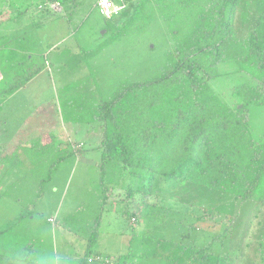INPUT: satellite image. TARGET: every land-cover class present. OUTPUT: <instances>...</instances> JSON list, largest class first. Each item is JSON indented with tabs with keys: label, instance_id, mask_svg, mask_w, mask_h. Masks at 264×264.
I'll return each mask as SVG.
<instances>
[{
	"label": "trees",
	"instance_id": "1",
	"mask_svg": "<svg viewBox=\"0 0 264 264\" xmlns=\"http://www.w3.org/2000/svg\"><path fill=\"white\" fill-rule=\"evenodd\" d=\"M46 2L61 9L78 5V0ZM151 2L175 16L171 49L150 80L124 84L96 107L101 173L111 167L118 178L111 188L103 186L96 218L80 227L85 248L76 264H104L103 259L114 264H264V137L255 139L250 125L251 107L264 113V0H135L107 22L106 31L116 32L115 38L127 33L129 25H116ZM221 66L231 69L222 73ZM30 70L15 77L7 94L39 69ZM228 75L242 78L229 90L233 104L211 86ZM64 158L59 154L57 164ZM52 174L50 169L38 193ZM166 197L174 201L168 207L159 203ZM109 201L123 204L122 217L133 219L136 227L127 251L117 256L95 249ZM176 203L181 212L170 208ZM191 208L194 216L186 217ZM182 213L187 219L180 218ZM211 213L225 223L205 242L210 234L200 224ZM10 229L0 233V258L29 264L33 244L9 246V236L4 240L3 235ZM250 231L252 241L246 243ZM200 232L202 239L195 237ZM240 243L252 248V259ZM221 246L227 250L219 251Z\"/></svg>",
	"mask_w": 264,
	"mask_h": 264
},
{
	"label": "rangeland",
	"instance_id": "2",
	"mask_svg": "<svg viewBox=\"0 0 264 264\" xmlns=\"http://www.w3.org/2000/svg\"><path fill=\"white\" fill-rule=\"evenodd\" d=\"M96 1L78 0L76 8L64 7L62 11L54 12L46 0H0V6L6 3L13 17H20L1 24L2 29L16 31L20 36V49L26 53L31 51L35 62L46 68L50 66L49 71L42 73L23 91L28 104L22 110V116L24 112L29 119L18 135L26 143L16 152L20 162L14 157L0 159V233L14 226L10 233L3 235L4 240L9 236L11 243L15 242L12 243L14 247L40 241L48 257L54 255L59 240L57 228L54 229L57 225L65 231L68 229L67 236L74 245L71 251L81 253L85 237L80 227L90 225L96 218L103 186L111 188V183L118 178L117 171L111 167H104L102 171L106 174L101 173L100 154L94 150L100 136L88 126L95 125L92 116L96 106L112 97L124 84L150 80L163 64L165 53L171 49L170 32L175 16L169 11H160L152 2L147 3L134 17L124 18L116 25V28L123 24L130 28L115 38L116 32L106 31L109 20L98 13ZM18 12L22 13L17 16ZM11 45L15 46L13 42ZM219 69L225 73L231 68L221 66ZM240 81L239 75H228L211 86L227 104H233L229 90ZM250 125L253 137L262 139L264 113L261 108H250ZM49 135L66 142L62 151L52 152L49 147L38 145V139ZM67 141H75L73 148L80 151H72ZM59 154L65 158L57 164ZM50 169L54 172L52 178L41 185L42 193H38L40 181L46 179ZM2 175L8 176L9 189L1 181ZM115 192L121 199L124 197L123 191ZM3 196L10 197L11 201L4 200ZM154 200L152 202L158 203ZM165 200L159 203L168 207L174 202L168 197ZM181 206L176 203L170 208L181 212ZM123 209V204L113 201L105 206L95 246L102 254L117 256L128 249L132 228L136 227L122 217ZM184 215L194 216L192 208ZM184 215L182 213L180 218H186ZM21 216L22 221L16 224ZM48 217L55 220L54 224H46ZM204 218L200 226L210 236L200 232L195 237L202 239L205 236L203 241L207 242L221 232L225 221L216 213L205 214ZM188 220L193 221L191 217ZM141 229L140 225L137 232ZM17 232L24 233L25 238H15ZM250 234L251 231L244 238L246 243L252 241ZM227 242V239L223 241L226 245ZM244 243H240L241 248ZM218 248L221 252L227 250L224 246ZM244 251L253 258L251 247ZM9 258H4L5 264L14 263Z\"/></svg>",
	"mask_w": 264,
	"mask_h": 264
},
{
	"label": "crops",
	"instance_id": "3",
	"mask_svg": "<svg viewBox=\"0 0 264 264\" xmlns=\"http://www.w3.org/2000/svg\"><path fill=\"white\" fill-rule=\"evenodd\" d=\"M21 13L22 12H18L17 16L20 15ZM19 18H16V16L13 17V13L9 12L8 5L6 3L1 4L0 6V159L14 157L17 161L18 158L16 152H18V150H20L26 144L23 140L19 139L18 135L20 130H22V127L25 126L26 122L29 119L25 116L24 112L22 116V110L26 108L28 104V102L25 101V97L23 96V91H25V89L29 87V85H31L42 73H44L45 71H49L50 69V66H47L46 68L45 65H41L35 62L32 58L33 53L31 51L26 53L20 49V47L18 46L19 44L18 41L20 39V36L19 34L16 33V31L8 32L2 29L1 24H4L10 20L16 21ZM12 42L15 46L11 45ZM36 68L39 69L38 73H36L29 81H27L14 93L7 94L6 90L7 88L13 85L16 76L24 77L26 69H31L30 71H32V69H36ZM22 96L23 99L21 100ZM12 102L14 104L10 106ZM95 114L92 116L94 122H95ZM88 126H91V129H93L94 131H98L97 133L100 136V138L96 140L95 142L96 147L94 148V150H96L100 154L98 148L100 147L101 139H102L101 124L99 122H95V125L88 124ZM86 133L90 134V130H87ZM52 136L49 135L43 137V139H38L37 140L39 141L38 145L49 147L48 150L50 149L52 152L53 151L57 152V150L62 151L64 149L63 144H65L66 142L64 143V141L60 140L59 138L57 141V138L56 137L52 138ZM67 142L71 144V149L74 150L72 143H74L75 141L72 143L71 141L70 142L67 141ZM80 147H82L81 143H80ZM7 150H9V152H12V154L8 153ZM19 162L20 160L18 161V163ZM7 177L8 176L6 175L5 176L2 175L1 181L5 182V186H6L5 188L9 189L10 181L8 180ZM6 191L7 190H5V192ZM2 198H5L4 200L11 201L10 197L3 196ZM19 214L20 211L17 213V215ZM23 216H25V214ZM19 218L18 220H20ZM18 220L16 222H18ZM50 220H53V222H50ZM54 221L55 220L53 218L48 217L46 219V224L47 225L54 224ZM55 227L57 228L56 233L58 234L59 240L55 246L54 255L48 257L43 252L42 242L38 241L37 243L34 241L33 244L29 241L27 243L33 244V254L29 259V264H76L77 260L80 258V256L84 251L85 245L81 253L77 252L74 254V252L71 251V248L74 246L73 242L69 240L67 236L68 229L65 231V229L63 230L60 225L54 226V229ZM16 237L23 239L25 238L24 233L22 232H17L15 238ZM9 241L10 240H7L6 243H8ZM25 241H27V239ZM24 244H26V242L21 243L19 247H22ZM10 261L7 260L8 263H10ZM0 263L1 264L6 263L4 258H0ZM13 264H24V263L18 262Z\"/></svg>",
	"mask_w": 264,
	"mask_h": 264
},
{
	"label": "built area",
	"instance_id": "4",
	"mask_svg": "<svg viewBox=\"0 0 264 264\" xmlns=\"http://www.w3.org/2000/svg\"><path fill=\"white\" fill-rule=\"evenodd\" d=\"M134 1L135 0H97L95 7L98 13L103 18H105L106 20H111L119 16L122 11L126 10L129 2H134ZM49 5L52 11L54 12L62 11L58 3H50ZM50 222H53V220H50ZM131 223H133V219L131 220ZM102 262L104 264H114L113 261L108 260V259H103Z\"/></svg>",
	"mask_w": 264,
	"mask_h": 264
}]
</instances>
